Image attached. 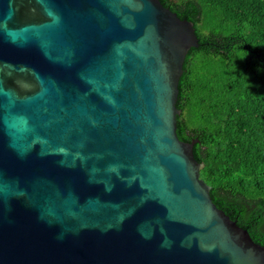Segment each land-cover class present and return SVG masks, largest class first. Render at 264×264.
Instances as JSON below:
<instances>
[{
    "label": "water",
    "instance_id": "1",
    "mask_svg": "<svg viewBox=\"0 0 264 264\" xmlns=\"http://www.w3.org/2000/svg\"><path fill=\"white\" fill-rule=\"evenodd\" d=\"M198 47L159 0H0V264H264L177 135Z\"/></svg>",
    "mask_w": 264,
    "mask_h": 264
},
{
    "label": "trees",
    "instance_id": "2",
    "mask_svg": "<svg viewBox=\"0 0 264 264\" xmlns=\"http://www.w3.org/2000/svg\"><path fill=\"white\" fill-rule=\"evenodd\" d=\"M199 41L179 82L177 135L218 209L264 247V0H159Z\"/></svg>",
    "mask_w": 264,
    "mask_h": 264
}]
</instances>
